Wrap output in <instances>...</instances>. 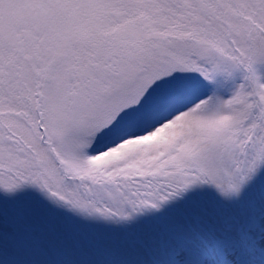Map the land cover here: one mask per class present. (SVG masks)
I'll use <instances>...</instances> for the list:
<instances>
[{
  "label": "snow or ice",
  "instance_id": "6c2138e0",
  "mask_svg": "<svg viewBox=\"0 0 264 264\" xmlns=\"http://www.w3.org/2000/svg\"><path fill=\"white\" fill-rule=\"evenodd\" d=\"M0 264H264V0H0Z\"/></svg>",
  "mask_w": 264,
  "mask_h": 264
}]
</instances>
